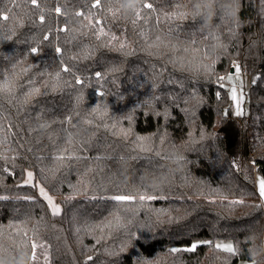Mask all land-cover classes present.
<instances>
[{"label": "trees", "instance_id": "16d2710c", "mask_svg": "<svg viewBox=\"0 0 264 264\" xmlns=\"http://www.w3.org/2000/svg\"><path fill=\"white\" fill-rule=\"evenodd\" d=\"M258 174L264 0H0V264H264Z\"/></svg>", "mask_w": 264, "mask_h": 264}, {"label": "rangeland", "instance_id": "374dc122", "mask_svg": "<svg viewBox=\"0 0 264 264\" xmlns=\"http://www.w3.org/2000/svg\"><path fill=\"white\" fill-rule=\"evenodd\" d=\"M224 85L228 90V96H229V104L230 107L233 110V113L237 117L241 116H248L249 114V98H248V92L249 87L251 85V77L245 73H243L240 68L234 67V72L229 73L224 81ZM233 94H235V99H233ZM29 173H31V178H29ZM257 177V176H256ZM262 178H260L257 189L260 193V181ZM25 181L28 184L34 185L37 188L38 193L40 196L47 201V203L50 205L51 209L55 213H60L62 206H61V197H56L54 195H51L45 187H43L40 183L36 182V179L33 176V172L27 170L26 171V179ZM43 189L45 193H47L48 197L51 198V204L47 199L44 198V196L41 195L40 190ZM261 195V194H260ZM262 203L264 204V196H261ZM59 208V211L57 212L56 209Z\"/></svg>", "mask_w": 264, "mask_h": 264}, {"label": "snow or ice", "instance_id": "6c2138e0", "mask_svg": "<svg viewBox=\"0 0 264 264\" xmlns=\"http://www.w3.org/2000/svg\"><path fill=\"white\" fill-rule=\"evenodd\" d=\"M35 2H36V0H33V3H35ZM97 3H99V0H97ZM132 6H133V4L130 3L129 4V7H132ZM144 6L145 7H148V8L151 7L150 4H146ZM4 19L6 20L8 18L5 16ZM233 99H235V94H233ZM29 178H31V173H29ZM40 192H41V195L44 196V198L47 199L49 201V203L51 204L52 203L51 202V198L48 197L47 193H45L43 189H41ZM260 194H261V196H264V179H262L260 181ZM0 199H3V198H0ZM114 199H117V200H127V199H130V197L118 196V197H114ZM141 199H143V197H141ZM56 211L58 212L59 209L57 208ZM196 247H197V245L196 244H193L191 246V248H189L187 250L188 251H194ZM216 247L218 249H223L226 252H229V253H233L234 254V249H233V246L232 245H216Z\"/></svg>", "mask_w": 264, "mask_h": 264}, {"label": "crops", "instance_id": "0c3cea01", "mask_svg": "<svg viewBox=\"0 0 264 264\" xmlns=\"http://www.w3.org/2000/svg\"><path fill=\"white\" fill-rule=\"evenodd\" d=\"M260 178H262V179H264V177H263V175L262 174H258L257 175V177H256V183H257V185H258V182H259V180H260ZM59 209V208H58ZM53 211V210H52ZM54 212V211H53ZM55 213V212H54ZM226 245H231V244H226ZM238 264H249L248 262H246V261H243V260H241Z\"/></svg>", "mask_w": 264, "mask_h": 264}, {"label": "water", "instance_id": "95a60500", "mask_svg": "<svg viewBox=\"0 0 264 264\" xmlns=\"http://www.w3.org/2000/svg\"><path fill=\"white\" fill-rule=\"evenodd\" d=\"M231 72H232V73L234 72V68L231 70Z\"/></svg>", "mask_w": 264, "mask_h": 264}]
</instances>
